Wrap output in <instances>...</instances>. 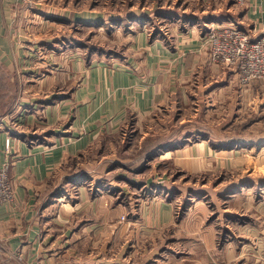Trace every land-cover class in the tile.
<instances>
[{
  "label": "crops",
  "instance_id": "obj_1",
  "mask_svg": "<svg viewBox=\"0 0 264 264\" xmlns=\"http://www.w3.org/2000/svg\"><path fill=\"white\" fill-rule=\"evenodd\" d=\"M156 1V18L174 20L170 41L159 32L152 35L144 23L127 43L125 57L98 54L85 60L82 47L72 39L66 43L65 38L60 47V39L53 38L48 52L25 47L20 39L22 29L36 25L80 26L87 20L76 0H34L32 11L24 15L20 4L0 0V87L10 89L5 101L12 105L10 118L20 128L17 133L12 128L0 131V166L9 162L15 194L12 204L0 208V258L7 256V263L99 264L100 230L116 231L114 222L119 219L120 225V217L132 212L109 196L92 195L82 185L93 179L92 173L81 177L76 168L89 150L99 151L102 145L115 150L107 137L123 136L130 117L142 120L166 106L186 104L193 93L206 98L211 108L215 99H228L227 91L234 88L238 95L232 93L230 99L238 98V136L245 137H238V149L264 151V80L240 85L232 70L210 62L203 41L206 25L218 21L235 23L252 37L259 35L264 0H249L244 8L227 0H168L167 5ZM165 7L176 14L166 15ZM41 67L47 68L44 74ZM44 86L48 90L43 95ZM37 105L43 108L42 118L39 110L25 115V106ZM196 145L208 152L215 149L210 141ZM152 204L160 210L149 224H171L172 206L157 199ZM133 217L119 229L145 220L144 215Z\"/></svg>",
  "mask_w": 264,
  "mask_h": 264
},
{
  "label": "rangeland",
  "instance_id": "obj_2",
  "mask_svg": "<svg viewBox=\"0 0 264 264\" xmlns=\"http://www.w3.org/2000/svg\"><path fill=\"white\" fill-rule=\"evenodd\" d=\"M76 2L83 5L80 9L87 21L77 27L59 24L53 29L44 25L22 29L21 45L48 52L47 43L53 38L60 39V47L67 38L75 45L88 46L82 48L85 60L98 54L125 57L127 43L144 23L152 35L159 32L164 41H170L174 20L166 23L156 18V0ZM21 6L22 15L32 11L30 5ZM174 10L165 7L163 11L169 16L176 14ZM90 48L95 51L88 55ZM46 70L39 68L42 74ZM44 88L43 95L48 90ZM7 92L8 87H0L1 100ZM232 93H236L234 88L227 91L228 99H215L211 108L206 98L193 93L186 104L166 106L142 120L130 117L123 136L107 137L115 150L102 145L99 151L84 154L82 168L76 170L82 172L81 177L92 173L93 179L82 185L94 196L102 194L117 205H129L132 213L121 216V223L144 215L142 222L147 224L119 229L118 219L116 231L100 230L99 264H264V151L238 149V137H245L238 136V98L230 99ZM23 109L25 115L39 110L43 117L38 105ZM9 111L0 115V131L12 128L17 133L20 128ZM203 141H210L215 149H199L196 144ZM170 152L174 154L169 158L159 159ZM90 161L95 167L89 166ZM74 191L71 195L76 198ZM152 199L172 206L171 224H149V218L160 210ZM7 260V256L0 258V264H10Z\"/></svg>",
  "mask_w": 264,
  "mask_h": 264
},
{
  "label": "built area",
  "instance_id": "obj_3",
  "mask_svg": "<svg viewBox=\"0 0 264 264\" xmlns=\"http://www.w3.org/2000/svg\"><path fill=\"white\" fill-rule=\"evenodd\" d=\"M21 5H31L34 0H13ZM237 7L247 6L249 0H230ZM203 41L212 64L232 70L238 82L246 86L264 80V24L259 35L252 37L232 22H210L206 25ZM9 147V140L6 141ZM10 166H0V208L15 199L13 183L9 177Z\"/></svg>",
  "mask_w": 264,
  "mask_h": 264
},
{
  "label": "trees",
  "instance_id": "obj_4",
  "mask_svg": "<svg viewBox=\"0 0 264 264\" xmlns=\"http://www.w3.org/2000/svg\"><path fill=\"white\" fill-rule=\"evenodd\" d=\"M166 13H168V12H166ZM68 41L70 42V40H67L65 42H68ZM80 46L82 48H88V46H86V45L82 46V44H80ZM94 51H95L94 49L90 48L88 55L93 54ZM86 58L89 60L90 57L88 56ZM9 109H10L9 104L5 101V98L3 100L0 99V115L7 113Z\"/></svg>",
  "mask_w": 264,
  "mask_h": 264
}]
</instances>
